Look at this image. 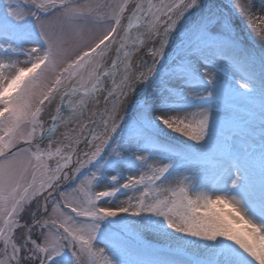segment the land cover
Wrapping results in <instances>:
<instances>
[{"label":"snow or ice","instance_id":"1","mask_svg":"<svg viewBox=\"0 0 264 264\" xmlns=\"http://www.w3.org/2000/svg\"><path fill=\"white\" fill-rule=\"evenodd\" d=\"M253 9L264 0L0 7V264H264V45L237 23L264 41ZM121 64L83 148L53 149L65 101L93 98L76 81L102 90ZM77 184L87 206L67 199Z\"/></svg>","mask_w":264,"mask_h":264},{"label":"rangeland","instance_id":"2","mask_svg":"<svg viewBox=\"0 0 264 264\" xmlns=\"http://www.w3.org/2000/svg\"><path fill=\"white\" fill-rule=\"evenodd\" d=\"M117 0H98L99 3H111L113 5L117 4L116 3ZM14 2H18L20 4H23L24 3V0H14ZM81 2H83V0H81ZM93 3L97 2V0H92ZM247 2V0H236V3H237V6L241 5V4H245ZM8 3V0H3V3L0 4V7H3L4 5H6ZM122 3V2H121ZM257 3H259V0H257ZM103 11H109V9H105ZM103 11L100 13V15H103ZM254 12H256L258 15L260 14H264V13H259L258 9H253ZM237 23L240 25V28L243 30V35L246 37V39L248 40L249 42V46L250 47H253L255 48L257 51H259L260 47L262 45H264V41H261L259 39V37L256 35V33L254 32H251L250 29H246L244 28L243 24L240 22V21H237ZM262 28H264V25H261ZM94 28H97L96 26H92V25H89L87 26V29H86V32H85V35H87L88 32H96V30H94ZM98 30H102V29H98ZM26 48L27 47H30L31 45L30 44H25L24 45ZM21 59H23L21 57ZM168 131V138L170 140H172L173 142H177L179 140H183V139H179L178 135L179 134H175V133H171L170 130H166ZM47 146H43L41 148V150L45 149ZM83 148V147H82ZM82 156V154H81ZM73 162L71 165H69V169L65 170L67 172H71V171H74L75 169V160H76V157H73ZM51 168H54L55 167V164H56V161H50V160H47L45 161ZM153 167H156V165H153ZM128 173H125V175H127ZM149 174H150V170H149ZM189 175L191 173H188ZM30 179V177H29ZM159 183V182H157ZM93 184H95V182H93ZM63 186V184L61 185ZM174 186V184L172 185ZM155 187V186H154ZM77 189L78 191H69L67 193V199L70 200V201H73L74 203L78 204V205H84V206H87V198L85 196V192H88L89 189H87L86 187L80 191L79 189H81V185L80 184H77ZM97 190H105V189H97ZM44 195H47V193L45 192ZM119 195V198L120 200H125L127 199V196L124 195L123 193L121 194H118ZM136 195H139V193L137 192ZM102 203V202H101ZM65 212H68V209H64ZM73 216L75 215L74 213L72 214ZM77 219H81V218H77ZM234 225L235 227H237L238 229H244V224L240 223V224H236L234 222ZM241 226V228H240ZM146 239L149 241V242H152V243H159V244H163L164 243V240L162 237L156 235V234H153V233H148L147 236H146ZM3 249V242L0 241V251H2ZM0 259H3V256H0Z\"/></svg>","mask_w":264,"mask_h":264},{"label":"bare ground","instance_id":"3","mask_svg":"<svg viewBox=\"0 0 264 264\" xmlns=\"http://www.w3.org/2000/svg\"><path fill=\"white\" fill-rule=\"evenodd\" d=\"M94 30L98 31V28H94ZM129 45V44H128ZM127 50V49H126ZM111 55V54H110ZM107 69H110L111 67V62L109 59H105L104 62L102 63ZM122 65V68L124 67L123 64ZM119 80L120 78H116V81L119 83ZM104 109V108H103ZM102 109V110H103ZM101 110V111H102ZM99 111V109H98ZM101 111L100 113H98L97 115H88L87 117V121L88 124L91 123L92 121H97L99 122V119H100V114H101ZM90 120V122H89ZM92 124V123H91ZM50 125V121L49 120H45V126H49ZM65 127V128H64ZM93 127V125H92ZM67 128V129H66ZM74 128H76V131H74ZM65 130H68L70 133H66ZM87 135V129H84L83 130V133H81V128H80V125L78 123L74 124V125H67V124H63V127L61 128V130H58V132L56 133V142L53 143V149L57 146L61 147L62 150L64 149V145H67V144H70V143H73L72 141H75V139L77 137L80 138V141H83V136H86ZM177 135V134H176ZM179 139H183L182 137H178ZM47 141H45L44 144H42V146L40 147H43V146H47ZM83 144V142L81 143V145ZM80 158H82V156H80ZM74 160V159H73ZM51 162L52 161H56L55 159L53 160H50ZM232 211L231 207L230 206H227L224 208V212L225 214H227L228 212ZM246 226L244 225V228ZM241 228V226H240Z\"/></svg>","mask_w":264,"mask_h":264}]
</instances>
